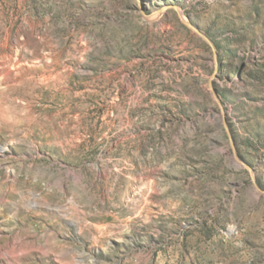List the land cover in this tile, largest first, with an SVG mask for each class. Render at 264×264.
<instances>
[{"label": "rangeland", "instance_id": "obj_1", "mask_svg": "<svg viewBox=\"0 0 264 264\" xmlns=\"http://www.w3.org/2000/svg\"><path fill=\"white\" fill-rule=\"evenodd\" d=\"M0 264H264V0H0Z\"/></svg>", "mask_w": 264, "mask_h": 264}]
</instances>
